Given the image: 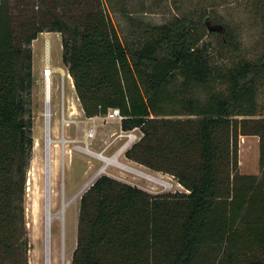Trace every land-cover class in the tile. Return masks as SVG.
Returning a JSON list of instances; mask_svg holds the SVG:
<instances>
[{
  "label": "trees",
  "instance_id": "obj_1",
  "mask_svg": "<svg viewBox=\"0 0 264 264\" xmlns=\"http://www.w3.org/2000/svg\"><path fill=\"white\" fill-rule=\"evenodd\" d=\"M68 2L36 0L39 14L25 18L0 0V264L27 256L32 43L44 31L62 34V60L86 116L119 109L123 130L143 132L126 155L186 189L153 195L102 175L82 196L72 264H227L245 234L257 251L239 264H264V177L230 178L233 129L259 111L258 64H215L206 12L148 26L130 45L101 4L80 14L81 4ZM220 40L225 46L234 36ZM196 84L210 89L190 94ZM182 115L189 117L169 118Z\"/></svg>",
  "mask_w": 264,
  "mask_h": 264
},
{
  "label": "rangeland",
  "instance_id": "obj_2",
  "mask_svg": "<svg viewBox=\"0 0 264 264\" xmlns=\"http://www.w3.org/2000/svg\"><path fill=\"white\" fill-rule=\"evenodd\" d=\"M8 1L12 11H20L25 18L39 14L36 0ZM67 1L70 3L73 0H47L48 4L57 7H62ZM74 1L75 5L82 6L80 14L93 11L97 4H101L100 8L106 9L123 41L130 45L147 32L148 26L183 17L187 13H193L198 18L202 12L209 13L207 15L212 19L208 20V28L213 33L206 38L211 42L209 53L213 62L222 69L242 60L255 62L260 67L259 111L255 116L239 117L233 129L230 144L236 154L237 168L232 170L230 178L234 180L235 176L243 174L258 175L257 181L262 180L264 128L260 127V121L264 116V0ZM77 13L79 11L74 8V14ZM226 31L232 33L234 42L224 46L220 39ZM32 49L35 144L28 171L25 203L28 246L26 261H16L14 264H48L49 259L51 264H72L77 246L82 196L102 175L136 185L153 195L186 189L172 174L152 169L126 155L141 140L143 132L140 129L126 131L133 134L132 137H120L123 129L119 118H109L107 114L91 118L86 116L74 79L62 60L60 32L40 33L33 41ZM47 59L53 65V72L48 76L49 83L45 75L48 70L46 67L49 66ZM47 83L51 91L50 129L46 126L45 117ZM191 89L190 94L202 96L210 88L204 89L196 84ZM177 117L189 116H169ZM122 164L146 172L157 180L128 170ZM233 250L232 258L228 260L225 257V263L243 262L251 250L257 251V246L245 234V238L237 242Z\"/></svg>",
  "mask_w": 264,
  "mask_h": 264
},
{
  "label": "bare ground",
  "instance_id": "obj_3",
  "mask_svg": "<svg viewBox=\"0 0 264 264\" xmlns=\"http://www.w3.org/2000/svg\"><path fill=\"white\" fill-rule=\"evenodd\" d=\"M49 48V46L47 45V49ZM47 62H48V64H49V61L47 60ZM52 67L49 65V66H47L46 67V69H48L47 70V72L45 73V75L47 76V82L49 81L48 79V76H49V74L51 73V71H52V69H51ZM53 72V71H52ZM52 74V73H51ZM49 83V82H48ZM47 83V85H46V92H45V102H46V112H45V117H46V126H47V128L48 129H50V127H51V117H52V114H51V105H50V102H51V91H50V84H48ZM49 143H51V139H49ZM89 150V149H88ZM47 152H50V150H48ZM88 152H90V150L88 151ZM47 154H49V153H47ZM122 167H124V168H126V169H128V170H131V171H134V172H137V173H139V174H142V175H144L145 177H147V178H150V179H155V180H157L155 177H153L152 175H150V174H147L146 172H143V171H141V170H138V169H136V168H133V167H131V166H129V165H126V164H122L121 165ZM48 264H51V260L49 259V261H48Z\"/></svg>",
  "mask_w": 264,
  "mask_h": 264
},
{
  "label": "built area",
  "instance_id": "obj_4",
  "mask_svg": "<svg viewBox=\"0 0 264 264\" xmlns=\"http://www.w3.org/2000/svg\"><path fill=\"white\" fill-rule=\"evenodd\" d=\"M47 45L49 46V43H48ZM47 60H49V59H47ZM106 117H109V118H113V117H115V118H119L120 120L123 119V116L121 115L120 110L117 109V108H116V109H111V110L108 112V114L106 115ZM119 136H120V137H122V136H129V137H132L133 134H128L126 131L122 130V132H121V134H120Z\"/></svg>",
  "mask_w": 264,
  "mask_h": 264
},
{
  "label": "crops",
  "instance_id": "obj_5",
  "mask_svg": "<svg viewBox=\"0 0 264 264\" xmlns=\"http://www.w3.org/2000/svg\"><path fill=\"white\" fill-rule=\"evenodd\" d=\"M50 40V39H49ZM49 50V49H48ZM50 66H53L51 63H49Z\"/></svg>",
  "mask_w": 264,
  "mask_h": 264
}]
</instances>
